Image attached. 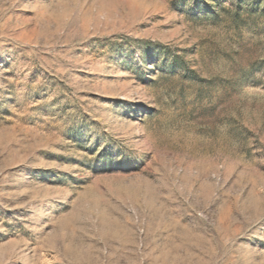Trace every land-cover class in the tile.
Returning a JSON list of instances; mask_svg holds the SVG:
<instances>
[{"label":"rangeland","instance_id":"rangeland-1","mask_svg":"<svg viewBox=\"0 0 264 264\" xmlns=\"http://www.w3.org/2000/svg\"><path fill=\"white\" fill-rule=\"evenodd\" d=\"M0 264H264V0H0Z\"/></svg>","mask_w":264,"mask_h":264}]
</instances>
